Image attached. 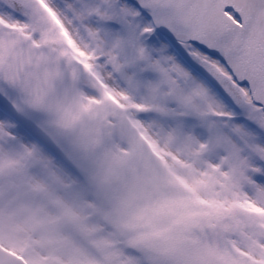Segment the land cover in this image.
<instances>
[{"label":"snow or ice","instance_id":"1","mask_svg":"<svg viewBox=\"0 0 264 264\" xmlns=\"http://www.w3.org/2000/svg\"><path fill=\"white\" fill-rule=\"evenodd\" d=\"M0 264H264V0H0Z\"/></svg>","mask_w":264,"mask_h":264}]
</instances>
